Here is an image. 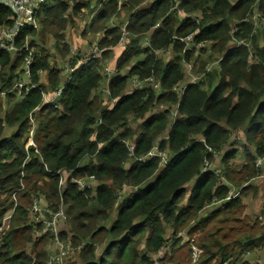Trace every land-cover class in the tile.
Masks as SVG:
<instances>
[{
  "label": "clouds",
  "instance_id": "obj_1",
  "mask_svg": "<svg viewBox=\"0 0 264 264\" xmlns=\"http://www.w3.org/2000/svg\"><path fill=\"white\" fill-rule=\"evenodd\" d=\"M156 2L0 0V264H264V0Z\"/></svg>",
  "mask_w": 264,
  "mask_h": 264
},
{
  "label": "trees",
  "instance_id": "obj_2",
  "mask_svg": "<svg viewBox=\"0 0 264 264\" xmlns=\"http://www.w3.org/2000/svg\"><path fill=\"white\" fill-rule=\"evenodd\" d=\"M164 2H165V0H157L155 6L154 5H148L146 8H141L140 10H138L136 14H140L142 18L145 17V16H150V15H152V12L149 11V9L155 7V10L158 12L159 8L164 6ZM100 3H101V0H100ZM182 6L183 7L194 8V10H195L194 0H182ZM87 7H88L87 3H82L80 5V9L81 8H87ZM136 14H134V15H136ZM110 16H111V11H110L109 4L103 3L102 4V9L96 14V17H94V19L98 18L99 20L103 21V20L109 19ZM10 17H11L10 12H7V11L0 12V25H2L5 22L8 23L10 21ZM185 19H189V17H185ZM217 23L219 24V23H223V22L222 21H217ZM111 35H112V29H109L108 33H107V37L110 38ZM112 47H114V46H110V48H112ZM145 51H147V50H145ZM126 52H127V49H125V52H122V54L118 58L117 66H120V58H123L125 56ZM110 53L112 54L111 50H110ZM142 63H143L142 61H137V64H142ZM136 70H137L136 69V65H133L132 71L135 72ZM163 96H164V93L161 92V93H159L157 98L160 99ZM9 183H11V180L9 179L8 176H5L3 181H0V190L4 191L5 193L11 192L12 189L7 187V185ZM25 195H27V193ZM148 195L151 196L152 193L150 192ZM8 211H9L8 207H5L2 210H0V225L3 222V219H4L5 215L8 213ZM213 211H217V209H214ZM222 218L223 217H221V219ZM238 218L239 217L237 216V219ZM10 219L11 218H9V220ZM203 219H208V217L205 216V217H203ZM10 227H12V226L10 225ZM23 227L30 228L31 224L24 225ZM12 230L17 232V233H19L21 231V228L20 227H12ZM257 238H259V235H258ZM17 255H19V253H17Z\"/></svg>",
  "mask_w": 264,
  "mask_h": 264
},
{
  "label": "built area",
  "instance_id": "obj_3",
  "mask_svg": "<svg viewBox=\"0 0 264 264\" xmlns=\"http://www.w3.org/2000/svg\"><path fill=\"white\" fill-rule=\"evenodd\" d=\"M104 3V0H101V3H100V7H99V11L102 9V4ZM81 9H83V8H81ZM138 10H140V9H138ZM137 10V11H138ZM98 11V12H99ZM97 12V13H98ZM134 14H136V13H134ZM11 18V17H10ZM5 24H7L6 22L5 23H3L2 25H0V27H2V26H4ZM110 50L112 51V53H114L115 54V56H117L118 58L120 57V55L122 54V52H119L118 50H117V48L114 46V47H112V48H110ZM7 215V214H6ZM5 215V216H6ZM10 218V217H9ZM7 221H5L4 219H3V222L1 223V225H0V227H2L3 226V224L4 223H6Z\"/></svg>",
  "mask_w": 264,
  "mask_h": 264
},
{
  "label": "rangeland",
  "instance_id": "obj_4",
  "mask_svg": "<svg viewBox=\"0 0 264 264\" xmlns=\"http://www.w3.org/2000/svg\"><path fill=\"white\" fill-rule=\"evenodd\" d=\"M112 55H115L114 53H112ZM214 210V209H213Z\"/></svg>",
  "mask_w": 264,
  "mask_h": 264
}]
</instances>
